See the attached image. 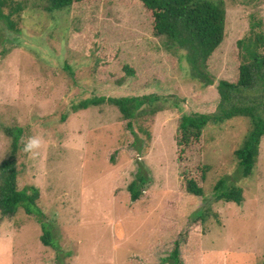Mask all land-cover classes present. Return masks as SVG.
Returning <instances> with one entry per match:
<instances>
[{"label":"rangeland","instance_id":"obj_1","mask_svg":"<svg viewBox=\"0 0 264 264\" xmlns=\"http://www.w3.org/2000/svg\"><path fill=\"white\" fill-rule=\"evenodd\" d=\"M18 1L20 33L0 23V164L12 144L4 130H22L17 187L37 189L55 248L41 243L40 224L19 208L0 214V264H163L175 246L179 264H263L264 135L247 178L233 155L247 119L207 127L182 152L177 141L182 116L213 113L218 82H237V42L252 17L264 31V0H222L224 38L207 62L210 87L192 81L185 61L167 52L137 0L85 1L54 14L43 10L45 0ZM148 94L181 103L136 121L107 104L72 110L86 99ZM29 136L43 138L36 158L21 151ZM139 168L149 184L132 203L127 187ZM219 179L242 189L241 205L212 201ZM188 180L203 197L186 193Z\"/></svg>","mask_w":264,"mask_h":264},{"label":"trees","instance_id":"obj_2","mask_svg":"<svg viewBox=\"0 0 264 264\" xmlns=\"http://www.w3.org/2000/svg\"><path fill=\"white\" fill-rule=\"evenodd\" d=\"M85 1L99 0H45L43 10L48 14L69 10L73 4ZM153 17V32L163 38V45L168 53L178 55L187 65L188 76L202 87L214 85V78L208 72L207 62L219 48L224 38L225 8L222 0H137ZM256 1V0H249ZM24 15V3L18 0H0V23L12 33L21 31ZM249 32L237 42L240 65L236 83L219 81L216 87L219 97L216 110L210 114L184 115L179 119L177 141L180 152L182 148L197 142L203 130L209 126L218 127L232 119L244 118L249 121V130L242 145L234 152V158L240 168L243 178L251 176L256 165L259 145L264 135V31L262 23L251 18ZM9 42V41H8ZM10 49L4 48L3 54ZM128 74H133L128 71ZM181 101L175 96H160L148 94L139 97L92 98L81 101L72 107L73 112L87 110L102 104L114 106L121 117L127 121H136L145 116H154L166 108L178 109ZM64 118V117H63ZM128 128L130 125L128 124ZM132 131V130H131ZM12 139L10 157L0 164V214L12 217L21 208L27 215H33L41 226L40 241L44 246L55 248L50 232L43 223V213L37 207L39 193L36 188L19 190L17 187L16 153L22 130H4ZM149 184L144 169L139 168L135 179L128 185L132 203L138 201L143 194V188ZM185 191L194 197H203V190L195 181L185 182ZM242 189L227 185L224 179H219L213 186L212 201L241 205ZM210 206H208V213ZM199 221L206 220V212ZM53 244V245H52ZM178 246L172 251L169 259L163 264H179ZM264 264V263H263Z\"/></svg>","mask_w":264,"mask_h":264},{"label":"clouds","instance_id":"obj_3","mask_svg":"<svg viewBox=\"0 0 264 264\" xmlns=\"http://www.w3.org/2000/svg\"><path fill=\"white\" fill-rule=\"evenodd\" d=\"M23 147L21 151L27 154L30 158H36L39 155V150L43 145V138L39 136H29L22 141Z\"/></svg>","mask_w":264,"mask_h":264}]
</instances>
